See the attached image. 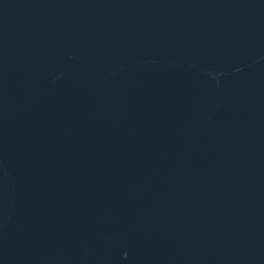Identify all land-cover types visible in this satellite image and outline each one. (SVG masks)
Masks as SVG:
<instances>
[{"label": "water", "instance_id": "95a60500", "mask_svg": "<svg viewBox=\"0 0 264 264\" xmlns=\"http://www.w3.org/2000/svg\"><path fill=\"white\" fill-rule=\"evenodd\" d=\"M0 264H264V0H0Z\"/></svg>", "mask_w": 264, "mask_h": 264}]
</instances>
